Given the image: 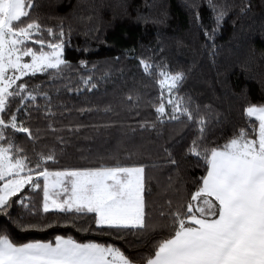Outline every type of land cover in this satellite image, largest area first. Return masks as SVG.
<instances>
[{"label": "trees", "instance_id": "trees-1", "mask_svg": "<svg viewBox=\"0 0 264 264\" xmlns=\"http://www.w3.org/2000/svg\"><path fill=\"white\" fill-rule=\"evenodd\" d=\"M9 27L26 34L19 55L61 45L62 61L19 78L0 111V148L34 175L0 205V241L92 242L147 264L191 218L218 217L202 183L214 152L258 135L264 0H22ZM123 168L142 170L140 226L47 210L35 176Z\"/></svg>", "mask_w": 264, "mask_h": 264}, {"label": "crops", "instance_id": "crops-1", "mask_svg": "<svg viewBox=\"0 0 264 264\" xmlns=\"http://www.w3.org/2000/svg\"><path fill=\"white\" fill-rule=\"evenodd\" d=\"M251 141L233 142L210 159L202 187L218 200V217L191 218L192 227L165 243L147 264H264V146ZM99 170L47 172L45 209L83 208L94 212L101 225L140 226L142 170ZM8 247L2 264H129L117 250L66 238L45 252L34 243Z\"/></svg>", "mask_w": 264, "mask_h": 264}, {"label": "rangeland", "instance_id": "rangeland-1", "mask_svg": "<svg viewBox=\"0 0 264 264\" xmlns=\"http://www.w3.org/2000/svg\"><path fill=\"white\" fill-rule=\"evenodd\" d=\"M22 14V0H0V111L3 109L6 95L16 84L17 80L28 73L40 72L46 68L57 67L61 61L62 46H56L49 53L34 54L25 52L19 55V45L25 40L26 34L16 33L10 29V22ZM249 115L260 121L259 137L257 141L249 142L258 146H264V108L253 107L248 110ZM230 146H235L233 143ZM135 172L137 168H126ZM110 169L99 170L101 174H107ZM62 172V171H57ZM72 172H80L72 171ZM47 172L35 175L48 180ZM34 175L25 173L24 166L20 160L12 161L7 152L0 148V205L8 197L30 184ZM7 178V179H6ZM5 179V180H4ZM51 187L54 186L50 183ZM61 239V238H60ZM41 251L45 252L43 243H34ZM9 243L0 241V264L8 254ZM11 252V251H10Z\"/></svg>", "mask_w": 264, "mask_h": 264}]
</instances>
